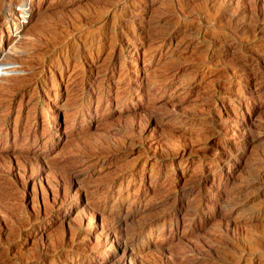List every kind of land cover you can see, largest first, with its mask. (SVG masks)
I'll list each match as a JSON object with an SVG mask.
<instances>
[{"label":"rangeland","instance_id":"obj_1","mask_svg":"<svg viewBox=\"0 0 264 264\" xmlns=\"http://www.w3.org/2000/svg\"><path fill=\"white\" fill-rule=\"evenodd\" d=\"M131 259L264 264V0H0V264Z\"/></svg>","mask_w":264,"mask_h":264},{"label":"bare ground","instance_id":"obj_2","mask_svg":"<svg viewBox=\"0 0 264 264\" xmlns=\"http://www.w3.org/2000/svg\"><path fill=\"white\" fill-rule=\"evenodd\" d=\"M92 217H93V215H92ZM94 217H95V216H94ZM126 241H127V240H126ZM125 245H126V244H125ZM129 249H130V248H129ZM132 261H133V260L131 259V264H133ZM124 264H126V263H124Z\"/></svg>","mask_w":264,"mask_h":264}]
</instances>
